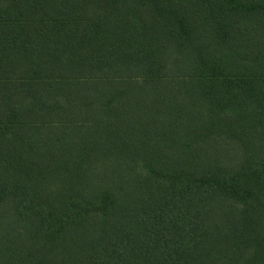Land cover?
Listing matches in <instances>:
<instances>
[{"label":"trees","instance_id":"1","mask_svg":"<svg viewBox=\"0 0 264 264\" xmlns=\"http://www.w3.org/2000/svg\"><path fill=\"white\" fill-rule=\"evenodd\" d=\"M0 264H264V0H0Z\"/></svg>","mask_w":264,"mask_h":264}]
</instances>
